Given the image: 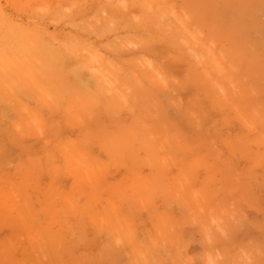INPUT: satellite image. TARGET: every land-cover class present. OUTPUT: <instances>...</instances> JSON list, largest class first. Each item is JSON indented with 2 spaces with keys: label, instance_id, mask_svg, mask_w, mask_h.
Masks as SVG:
<instances>
[{
  "label": "rangeland",
  "instance_id": "1",
  "mask_svg": "<svg viewBox=\"0 0 264 264\" xmlns=\"http://www.w3.org/2000/svg\"><path fill=\"white\" fill-rule=\"evenodd\" d=\"M0 264H264V0H0Z\"/></svg>",
  "mask_w": 264,
  "mask_h": 264
},
{
  "label": "bare ground",
  "instance_id": "2",
  "mask_svg": "<svg viewBox=\"0 0 264 264\" xmlns=\"http://www.w3.org/2000/svg\"><path fill=\"white\" fill-rule=\"evenodd\" d=\"M27 48V47H26Z\"/></svg>",
  "mask_w": 264,
  "mask_h": 264
}]
</instances>
